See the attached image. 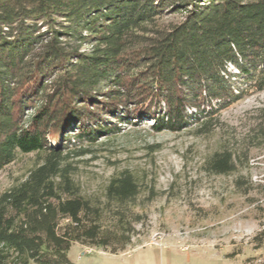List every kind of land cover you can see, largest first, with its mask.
<instances>
[{"label":"trees","instance_id":"trees-1","mask_svg":"<svg viewBox=\"0 0 264 264\" xmlns=\"http://www.w3.org/2000/svg\"><path fill=\"white\" fill-rule=\"evenodd\" d=\"M251 91H264V0H0V169L41 157L0 194V264H73L74 242L124 251L151 190L122 170L102 201L84 198L66 161L84 150L69 147L131 118L208 132ZM207 168L230 172L233 158L215 152Z\"/></svg>","mask_w":264,"mask_h":264},{"label":"rangeland","instance_id":"rangeland-1","mask_svg":"<svg viewBox=\"0 0 264 264\" xmlns=\"http://www.w3.org/2000/svg\"><path fill=\"white\" fill-rule=\"evenodd\" d=\"M176 16L158 19L166 24ZM134 122V123H131ZM151 118L117 124L94 143L75 142L67 162L75 166L80 194L102 201L111 176L131 171L150 189L136 207L145 215L124 251L72 243L73 264H264V91H251L216 110L209 131L191 122L179 131L151 128ZM80 148V149H78ZM227 152L233 169L211 172L215 152ZM41 163L36 153L18 154L0 169V194Z\"/></svg>","mask_w":264,"mask_h":264}]
</instances>
